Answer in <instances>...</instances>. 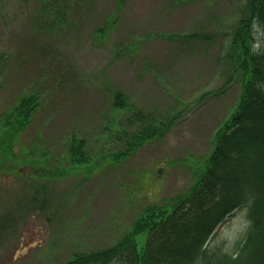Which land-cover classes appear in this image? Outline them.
<instances>
[{
    "label": "rangeland",
    "instance_id": "obj_1",
    "mask_svg": "<svg viewBox=\"0 0 264 264\" xmlns=\"http://www.w3.org/2000/svg\"><path fill=\"white\" fill-rule=\"evenodd\" d=\"M118 1L0 0V116L40 96L11 155L0 149V264H63L113 245L143 208H171L233 112L241 87L237 75L226 82L225 55L236 0ZM253 33L258 45L263 32ZM117 90L130 107H113ZM132 109L174 122L123 157L147 122ZM73 136L88 152L77 168L66 154ZM248 224L236 209L208 246L233 252Z\"/></svg>",
    "mask_w": 264,
    "mask_h": 264
},
{
    "label": "trees",
    "instance_id": "obj_2",
    "mask_svg": "<svg viewBox=\"0 0 264 264\" xmlns=\"http://www.w3.org/2000/svg\"><path fill=\"white\" fill-rule=\"evenodd\" d=\"M236 1L240 13L227 31L225 63L229 64L230 74L226 82L237 75L241 88L233 112L213 134L203 168L195 166L193 182L174 196L171 208H143L113 245L74 253L63 264H264V0ZM122 2L118 1L117 9ZM115 16L108 25L114 23ZM255 25L263 31L257 47ZM100 32L106 33V26ZM212 37L203 36L206 40ZM39 99L36 93L23 95L0 116V149L6 147L7 154L11 155L14 142L30 124ZM112 104L117 109L131 106L118 90L112 94ZM132 110L136 121L147 118V122L128 136L131 140L125 151L119 152L123 157L174 122V117L169 122H158ZM66 154L68 163L76 168L88 161L84 140L74 136L67 141ZM7 162L0 154V166ZM50 171L32 168L35 175L41 173L40 177H50ZM240 207H245L249 224L234 251L208 246L216 226Z\"/></svg>",
    "mask_w": 264,
    "mask_h": 264
}]
</instances>
